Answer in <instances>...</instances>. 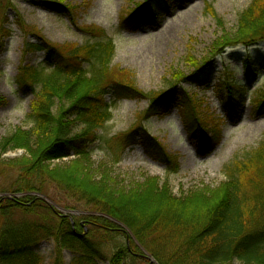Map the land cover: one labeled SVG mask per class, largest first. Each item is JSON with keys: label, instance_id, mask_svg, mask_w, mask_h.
<instances>
[{"label": "trees", "instance_id": "obj_1", "mask_svg": "<svg viewBox=\"0 0 264 264\" xmlns=\"http://www.w3.org/2000/svg\"><path fill=\"white\" fill-rule=\"evenodd\" d=\"M30 1L54 6L52 8L60 13L66 10L57 2ZM151 2L146 3L151 7L149 16L141 15L140 6L122 20L123 27L142 21L151 23L154 10L164 11L158 1ZM239 23L238 38L229 42L222 39L223 43L215 46V54L225 46H250L264 41V0H253ZM90 33L94 34L92 42L68 45L64 49L52 45L40 34H34L39 41L25 42V54L45 53L44 63L49 70L20 65L18 77L24 88L32 90L36 97L29 113L33 125L28 130L15 131L0 142V165L6 151L22 148L24 156L5 162L13 178L9 188L12 193L47 194L49 185L54 184L58 191L77 199V203L85 201V208L108 215L112 220L85 217L93 228L86 236L79 237L75 231L82 227L80 222H74L73 226L69 217L56 215L42 201L25 204L20 203L27 201L25 199L8 200L4 206L0 200V215L6 214L1 212L3 207H17L27 214L43 211L54 222L51 226L30 221L1 226L0 264H43L36 246L44 237L56 242L57 257L53 264H63L64 250L73 253L72 264H100L105 256L103 245L114 240L118 242L112 249L115 251L109 264H131V261L143 264L145 258L139 254L138 246L128 242L116 221L127 226L159 264H264V139L257 148L226 165L224 173L228 184L223 195L207 206V202L202 205L195 199L191 205L177 200L169 188L157 184L151 183L143 191L118 193L93 181L91 175L86 180L80 179L84 174L82 161L90 158V144L88 136H70L74 121H80L89 129L103 127L112 118V108L123 98L150 97L147 118L167 114L177 105L184 115L189 136L198 142L200 155H208L219 143L221 134V130L217 136L212 134V124L209 126L207 119L200 117L196 102L186 100L176 91L175 84L155 96L138 90L129 73L128 76L114 70L115 46L111 39H103L104 30L92 27ZM260 61L264 66V59ZM257 65L251 58L244 62L249 79ZM193 66L203 71L210 69L212 63L211 60L203 63L195 60ZM219 92L225 116L235 121L247 97L246 85L230 78L219 84ZM109 94L113 96L110 103ZM257 96L261 109L264 92L259 91ZM139 135L140 142L137 141ZM104 139L108 148L118 153L139 143L153 158L171 162V155L164 146L138 127L121 137ZM70 155L78 156V161L69 170L51 168L48 164L50 160ZM114 160L119 162V158ZM171 169L176 170V167ZM200 206L202 209L197 208Z\"/></svg>", "mask_w": 264, "mask_h": 264}, {"label": "rangeland", "instance_id": "obj_2", "mask_svg": "<svg viewBox=\"0 0 264 264\" xmlns=\"http://www.w3.org/2000/svg\"><path fill=\"white\" fill-rule=\"evenodd\" d=\"M49 1L60 3L66 10L60 13L44 2L0 0V142L15 131L28 130L33 125L29 113L36 97L20 81V65L39 67L45 72L49 70L44 63L45 53L25 54V42L39 41L34 34H40L52 45L64 49L68 45L92 42L94 34L90 33V28H101L105 32L103 39H111L115 46L112 59L115 71L126 75L129 73L138 90L152 96L175 84L179 94L184 95L186 100L196 102L200 117L207 119L209 126L212 124V134L217 136L218 130H221V134L215 148L208 155H200L198 142L189 136L184 115L177 105H173L167 114L147 118L146 112L152 101L150 97L123 98L112 108V118L103 127L89 129L73 119L70 136H88L90 144V158L82 161L84 174L80 179L86 180L91 175L93 181L118 193L137 189L143 191L149 184H157L169 188L172 197L188 201L190 205L193 204L192 199L200 201L202 205L207 202L206 206L208 202L219 200L228 184L224 173L226 165L257 148L264 139V107L260 109L257 96L259 91L264 92V66L260 61L264 59V41L250 46H225L215 54V46L223 43L222 39L229 42L238 38L240 17L250 8L253 0H156L164 11L154 10L151 23L136 22L129 28L123 27L122 20L140 6L143 9L141 15L149 16L151 7L146 4L149 0ZM247 58L258 62L251 80L244 66ZM195 60L201 63L211 60L212 66L207 70H197L193 66ZM230 78L246 85L248 92L235 121L225 116L219 92V84ZM112 99V94L107 95L108 103ZM136 127L164 146L171 155L170 164L153 158L139 143L121 153L117 150L114 152L105 144L104 138L121 137ZM140 137H137L138 142ZM24 153V149L18 148L2 155V205L11 200L7 196L15 195H20L18 200H27L20 203L42 201L56 215L69 217L73 219L72 223L80 222L82 227L75 231L78 235L83 234L79 237L86 236L93 228L86 223L85 217L101 216L112 220L108 215L85 208V201L77 203V199L58 191L54 184L49 185L47 194L12 193L9 188L13 178L5 162L22 157ZM114 158H119V162H115ZM77 161L78 156L70 155L50 160L48 164L51 168L69 170ZM175 167L176 170L171 169ZM1 212L6 214L0 215V227L23 221L48 226L54 223L43 211L27 214L21 208L3 207ZM116 222L128 242L138 246L139 254L145 258L143 264H159L138 243L127 226ZM44 238L36 246V251L43 264H53L57 257L56 242L52 238ZM116 241L105 242V256L100 264H109ZM62 255L63 264H72V252L64 250ZM150 257L155 262L151 263ZM130 263L133 264V261Z\"/></svg>", "mask_w": 264, "mask_h": 264}, {"label": "water", "instance_id": "obj_3", "mask_svg": "<svg viewBox=\"0 0 264 264\" xmlns=\"http://www.w3.org/2000/svg\"><path fill=\"white\" fill-rule=\"evenodd\" d=\"M20 195H15V196H7L8 199H11V200H16ZM64 212V211H63ZM65 213V212H64ZM83 234L79 235V236H82ZM150 261L151 263L152 262H155V260L153 258L150 257Z\"/></svg>", "mask_w": 264, "mask_h": 264}]
</instances>
